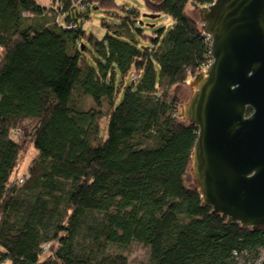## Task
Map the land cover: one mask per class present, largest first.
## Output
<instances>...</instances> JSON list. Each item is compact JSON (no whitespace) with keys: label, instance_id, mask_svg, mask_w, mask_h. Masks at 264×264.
<instances>
[{"label":"trees","instance_id":"obj_1","mask_svg":"<svg viewBox=\"0 0 264 264\" xmlns=\"http://www.w3.org/2000/svg\"><path fill=\"white\" fill-rule=\"evenodd\" d=\"M211 1L144 0L173 23L142 44L139 9L102 19L100 38L84 28L89 4L112 13L116 0H0V261L133 264L137 242L146 264L258 262L264 224L226 222L184 179L198 128L170 87L211 61L186 9Z\"/></svg>","mask_w":264,"mask_h":264},{"label":"water","instance_id":"obj_2","mask_svg":"<svg viewBox=\"0 0 264 264\" xmlns=\"http://www.w3.org/2000/svg\"><path fill=\"white\" fill-rule=\"evenodd\" d=\"M194 6L211 37V61L188 81L179 111L198 128L193 183L213 213L257 229L264 224V0ZM256 264H264V250Z\"/></svg>","mask_w":264,"mask_h":264},{"label":"rangeland","instance_id":"obj_3","mask_svg":"<svg viewBox=\"0 0 264 264\" xmlns=\"http://www.w3.org/2000/svg\"><path fill=\"white\" fill-rule=\"evenodd\" d=\"M159 1V0H155ZM37 2L41 5L46 6L49 0H37ZM116 3L120 6L119 8L112 10V13H106L102 8H97L96 6H92L89 4V19L84 22V28L88 31L96 35L97 37H102L105 29L100 26V21L102 19L108 21H114L115 16L114 14L132 10L133 8L140 10V18L138 20V27L142 30V35H140L137 31H135V37L140 43H146L143 36H151L153 33L162 30L163 32L167 31L172 23V18L165 14V13H158V16L155 17H148L145 16L144 13H152L148 11L145 7L144 0H116ZM187 12L191 15L196 21L198 25H202L199 12L197 9H194L192 6L186 7ZM86 10V9H85ZM156 14V13H152ZM202 70V68H201ZM193 76V75H192ZM190 76L189 80L192 78ZM140 78V74H133L130 72L126 75L123 86L120 91V97L125 90V87L131 85L133 81L134 84ZM116 82H120L119 74L116 75ZM190 86L188 85H180L176 84L170 87V93L175 95L176 97V107L178 111H180V107L188 100L190 97ZM30 120L22 121V128L29 129L30 128ZM185 182L187 184L193 183V175L191 171L188 169L187 173L184 176ZM126 253L128 257V261L133 264H146L149 259V248L146 246L141 245L140 243L133 242L129 247L126 248ZM0 264H11L9 261H0Z\"/></svg>","mask_w":264,"mask_h":264},{"label":"built area","instance_id":"obj_4","mask_svg":"<svg viewBox=\"0 0 264 264\" xmlns=\"http://www.w3.org/2000/svg\"><path fill=\"white\" fill-rule=\"evenodd\" d=\"M71 2L73 4V6H76L77 8L82 9V8H84V6L88 2V0H71ZM212 2H213V0L210 3H208V4H211ZM208 4H205V5H208ZM55 6H58L62 10V8H63V6H62V0H56ZM60 17H61V15H57L56 16V21L57 20H60ZM63 26L66 27V28H73V27H75V23L72 22L71 20L64 21L63 22ZM202 34L205 36V38L208 40V42L210 44L211 43V37H210V35L204 33L203 31H202ZM207 65H205L202 69H204ZM22 181H23V178H20L19 179V182L21 183Z\"/></svg>","mask_w":264,"mask_h":264},{"label":"crops","instance_id":"obj_5","mask_svg":"<svg viewBox=\"0 0 264 264\" xmlns=\"http://www.w3.org/2000/svg\"><path fill=\"white\" fill-rule=\"evenodd\" d=\"M50 1V0H49ZM49 3V2H48Z\"/></svg>","mask_w":264,"mask_h":264}]
</instances>
